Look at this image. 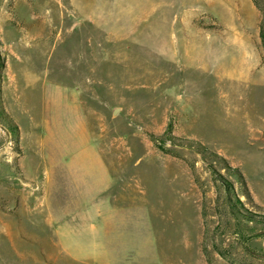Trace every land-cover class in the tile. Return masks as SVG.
Masks as SVG:
<instances>
[{
	"label": "rangeland",
	"instance_id": "374dc122",
	"mask_svg": "<svg viewBox=\"0 0 264 264\" xmlns=\"http://www.w3.org/2000/svg\"><path fill=\"white\" fill-rule=\"evenodd\" d=\"M261 31L264 0H0V209L68 105L130 207L59 239L5 218L0 264H264Z\"/></svg>",
	"mask_w": 264,
	"mask_h": 264
},
{
	"label": "crops",
	"instance_id": "0c3cea01",
	"mask_svg": "<svg viewBox=\"0 0 264 264\" xmlns=\"http://www.w3.org/2000/svg\"><path fill=\"white\" fill-rule=\"evenodd\" d=\"M62 98L65 102V95ZM40 124L47 134L39 141V152L31 159L32 172H26L23 166L31 191L27 190L24 201L18 204V195L11 190L4 208L0 209V221L9 219V235L15 236L22 229L19 225L22 212L26 213V222H32L33 237L38 226L57 227L52 233L57 239L64 237V231L59 228L69 221L100 219L118 223L129 219L130 207L114 201V188L119 184L115 183L104 159L90 146L86 123L76 106L51 111L49 118ZM54 130L73 133L69 143L52 141L50 134Z\"/></svg>",
	"mask_w": 264,
	"mask_h": 264
},
{
	"label": "trees",
	"instance_id": "16d2710c",
	"mask_svg": "<svg viewBox=\"0 0 264 264\" xmlns=\"http://www.w3.org/2000/svg\"><path fill=\"white\" fill-rule=\"evenodd\" d=\"M261 38H264V37H262V31H261ZM252 215V214H251ZM252 216H254V215H252Z\"/></svg>",
	"mask_w": 264,
	"mask_h": 264
}]
</instances>
